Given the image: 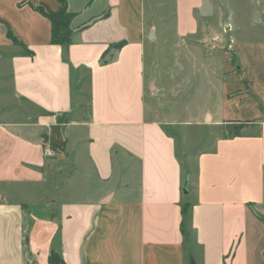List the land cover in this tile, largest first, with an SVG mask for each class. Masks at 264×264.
<instances>
[{
  "label": "crops",
  "instance_id": "0c3cea01",
  "mask_svg": "<svg viewBox=\"0 0 264 264\" xmlns=\"http://www.w3.org/2000/svg\"><path fill=\"white\" fill-rule=\"evenodd\" d=\"M211 1L236 61L214 73L216 139L188 179L145 52L196 47L205 0H66L67 46L35 10L57 0H0V264H48L51 250L66 264H264V0ZM227 121L248 125L225 139Z\"/></svg>",
  "mask_w": 264,
  "mask_h": 264
},
{
  "label": "rangeland",
  "instance_id": "374dc122",
  "mask_svg": "<svg viewBox=\"0 0 264 264\" xmlns=\"http://www.w3.org/2000/svg\"><path fill=\"white\" fill-rule=\"evenodd\" d=\"M217 3L225 4L226 1L217 0ZM214 5L215 2L205 0L204 10L207 17L210 16V26L201 27L202 37L200 42L195 43L198 44L196 47L192 48L191 41H181L179 44L183 45L177 49L175 41L167 40L156 45L149 44L145 52L146 68L149 73L153 68L156 85L161 91L158 95L155 93L152 101L163 117L174 123L168 126L166 133L175 139L180 166L188 179L194 169L197 154L209 149L211 142L216 139L214 127H209V121H203L208 111L217 109L223 92L221 84H218L219 79L214 78V73L222 68H235L236 45H233L232 38L237 34H233L234 31H231L224 19L223 24L218 23V14L216 18V13L213 12ZM231 5L233 6V2ZM245 5L244 11H237L234 16L236 24L237 21L239 25L246 21L243 16H247L250 9L248 4ZM163 10H169L170 13L172 11L169 7H164ZM156 24L159 36L172 34L170 20L161 24L157 20ZM245 34L251 32H244ZM203 38L206 39L202 41ZM244 38L246 35L242 37ZM186 43H189V47ZM0 68H7V64L1 59ZM148 72L147 75H151ZM220 75L225 76V73Z\"/></svg>",
  "mask_w": 264,
  "mask_h": 264
},
{
  "label": "trees",
  "instance_id": "16d2710c",
  "mask_svg": "<svg viewBox=\"0 0 264 264\" xmlns=\"http://www.w3.org/2000/svg\"><path fill=\"white\" fill-rule=\"evenodd\" d=\"M60 4L59 9L56 12H46L41 7H37L35 10L39 11L44 15L51 23V44L58 46H67L70 44L71 28L70 24L73 19V14L67 9L66 0H57ZM8 38L16 43L15 38L10 32L7 34ZM122 45L119 44L116 48H120ZM248 124L240 121H227L223 127V132L229 135L224 136L225 139L238 137L240 132L247 127ZM187 210L188 204H184L181 210V230L183 232L184 225L187 221ZM48 264H66L62 256L54 250L50 251L48 256Z\"/></svg>",
  "mask_w": 264,
  "mask_h": 264
},
{
  "label": "built area",
  "instance_id": "2783aa9c",
  "mask_svg": "<svg viewBox=\"0 0 264 264\" xmlns=\"http://www.w3.org/2000/svg\"><path fill=\"white\" fill-rule=\"evenodd\" d=\"M43 154L45 156L52 157L55 155V152L52 149L47 148V149H44Z\"/></svg>",
  "mask_w": 264,
  "mask_h": 264
}]
</instances>
